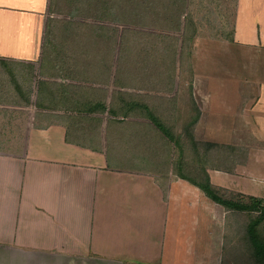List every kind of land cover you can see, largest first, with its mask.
Returning <instances> with one entry per match:
<instances>
[{"label":"crops","instance_id":"obj_1","mask_svg":"<svg viewBox=\"0 0 264 264\" xmlns=\"http://www.w3.org/2000/svg\"><path fill=\"white\" fill-rule=\"evenodd\" d=\"M229 1L234 20L221 24L220 43L218 27L202 37L187 0L198 27L187 91L184 30H164L177 38L164 55L148 37L156 32L123 44V30L115 42L111 30H95L96 0H0V264H196L207 255L193 215L209 218L216 206L174 172L148 114L186 115L192 99L204 111L195 66L205 45L204 61L228 43L249 52L250 69L263 68L264 0ZM258 93L256 138L263 86Z\"/></svg>","mask_w":264,"mask_h":264},{"label":"rangeland","instance_id":"obj_2","mask_svg":"<svg viewBox=\"0 0 264 264\" xmlns=\"http://www.w3.org/2000/svg\"><path fill=\"white\" fill-rule=\"evenodd\" d=\"M225 2L228 3L230 1L195 0L191 4L190 8L194 11V17L200 25L202 37H209L210 39V35L215 34L217 27L218 32L220 31L222 28L221 24L224 22L227 23L226 29L231 27L234 16L233 6L230 4H233V2L228 3L229 5ZM218 5L220 8H218ZM229 6H232V8ZM220 9L221 11H219ZM222 11L226 16L222 14ZM219 13L222 16H219ZM125 26H119L116 32L121 31ZM133 31L147 35L156 32L154 36L148 37L152 43H161L160 46L164 49L174 44L165 36L167 35L174 40L168 31L153 30V28ZM215 36L212 39L216 40V42H227V40L221 39L220 32ZM206 49L207 46L205 45L203 50L201 49L197 52L198 57L196 58L197 99L204 111L201 112L200 120L194 127V138L195 140L215 142L220 145L235 144L244 147L247 154L241 151L238 155L241 161L238 164H233V171L226 172L208 167L212 183L218 187L220 193L225 197L242 198L240 196L242 194L244 196L252 195L264 198V139H262L264 129L261 130L259 129L261 126H257L259 128H257L258 137L256 138L253 123H257L256 117L258 118V116L252 112L255 108L254 98L259 94L258 87H264L263 81L256 79L258 78L257 75L264 74V66L260 69H250L249 56L247 55L249 52L234 49L228 43L219 49L215 48L212 53L210 52L213 55L209 57L211 61L207 62L208 59L205 57L208 54L205 53L208 50ZM166 51L167 49L160 51V53L165 55ZM177 53L175 55V64L178 65L180 61ZM204 58L207 61H204ZM184 61L185 59L181 61L180 71ZM184 67L181 75L187 76L186 66ZM182 84L184 86V83ZM185 87L188 91V84ZM193 114L192 106L190 110L187 108L186 115L182 108H179L177 113L173 110L169 111V115H174L176 119L169 121L171 124H176V129H173L175 135L181 136L185 143L188 141L189 148L191 143L185 136L183 125ZM161 117L165 118L167 123H169L167 119L169 117L166 114L161 112ZM166 142L169 145L170 156L174 164L177 148L172 141L166 140ZM186 153L191 156L189 151ZM208 202L210 206H216L215 209L212 208L210 210L211 217H204L203 219V217L195 218L196 216L193 215V222L197 225L196 228L194 227V231L198 232L199 236H203V240L199 242L200 244L198 243L201 245L200 249H208L206 250L208 252L207 255H198L202 258L195 263L220 264L219 262L221 261L222 264H255L247 245V238H244L243 235L247 221L246 214L226 210L221 205L212 201ZM202 203H204L203 200ZM198 220H201L200 223H198ZM222 221H224L223 229L221 226ZM257 233L261 239H264V222L258 225ZM194 245L197 244L195 243Z\"/></svg>","mask_w":264,"mask_h":264},{"label":"trees","instance_id":"obj_3","mask_svg":"<svg viewBox=\"0 0 264 264\" xmlns=\"http://www.w3.org/2000/svg\"><path fill=\"white\" fill-rule=\"evenodd\" d=\"M94 7L97 15L95 18L97 22L95 30H111L113 42L116 41V30H118L119 26L126 25L122 29L123 37H121V43L123 44L129 41L130 34L136 33L133 31L136 30L135 28L128 27L131 25L158 30H184L180 53L181 61L183 59L185 61L181 71L186 66L187 76L189 77L188 88L192 90L194 69L191 63V56L194 53L193 47L198 34V27L192 19L191 13L187 11V0H96ZM105 11L107 17H104ZM182 16H184L183 21ZM190 30H194V32L189 33ZM233 30L234 28L230 29V33L227 34L226 32L225 34V37H228L230 41L234 40ZM165 36L170 38L167 35ZM173 38L175 39L172 40L171 38L170 40L174 43L177 38ZM123 51V47L119 49L120 54ZM171 71L175 73V69ZM192 108L194 114L183 125L185 136L191 143L190 148L188 147V141L185 143L181 136L175 135L174 130L166 125L167 120L165 118L163 119L158 115H148L160 128L166 139L172 141L177 148L174 172L179 177L197 186L207 198L223 206L226 210L246 214L247 221L243 233L244 238H247V245L253 256L254 263L264 264V239H261L257 233L258 225L264 222V198L252 195L244 196L242 194H240L242 198L225 197L220 193L218 187L211 182L208 173V167L226 172L233 171V164H238L241 161L238 155L241 151L247 154L246 149L235 144L220 145L215 142L195 140L193 131L200 120L201 110L194 99H192ZM166 116L170 118L166 117L168 122L175 119L174 115L166 114ZM188 151L191 156L187 155L186 152Z\"/></svg>","mask_w":264,"mask_h":264}]
</instances>
